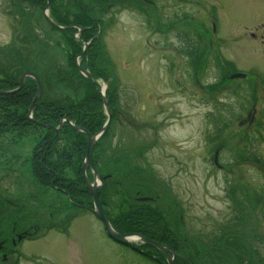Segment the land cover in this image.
<instances>
[{
	"label": "rangeland",
	"instance_id": "rangeland-1",
	"mask_svg": "<svg viewBox=\"0 0 264 264\" xmlns=\"http://www.w3.org/2000/svg\"><path fill=\"white\" fill-rule=\"evenodd\" d=\"M87 1L99 4L97 0ZM114 1L99 4L106 6L100 13L107 23L103 62L124 97L122 104L136 118L134 121L129 116L131 124L133 120L134 125H146L143 130L130 131L129 144L141 143L150 135L147 127L157 123L162 125V145L176 147L179 160L188 162L181 171L162 159L156 162L158 176L175 179L173 193H179L187 207L186 228H171L179 230L176 234L180 232L181 242L188 240L185 245L181 243L182 252L192 254L194 260L202 263L264 264V245L254 238L257 234L259 242L264 240V45L260 41L264 34V0H150L151 5L130 0L133 7ZM110 5L114 6L113 15L105 16ZM212 15L217 18V34L210 36ZM44 18V12L35 4L0 0V49L33 32L36 39L49 47L43 61L53 60L55 66L68 65L66 40L64 45L60 34L48 36L51 32ZM176 19H182L181 31L189 33L190 27L192 32L197 30L196 46L204 54L199 57V84L185 62L188 59L178 53L184 42L180 43L176 36L180 27H171ZM218 60L247 74L248 79L226 81L227 74ZM99 84L106 88L102 82ZM68 92L72 93V89ZM223 125L228 126L229 147L220 158L227 169L220 171L210 163L214 144L209 137ZM34 145V139L28 138L14 150L18 160L21 158L17 165L20 187L10 182L17 174L0 173V235L30 233L16 248L0 254V264H154L108 238L101 223L90 213H82L80 219L65 228L67 216H58L59 210L55 209V202L62 204L64 196L35 185L30 166L25 164ZM246 145L255 153L246 152L244 157L242 149ZM185 154L193 158L188 159ZM255 160L261 162V168L246 163ZM225 179L235 188L242 181L244 186L260 191L261 206L256 215L248 216L242 224L234 212L237 200L225 195ZM31 213H36L38 220L31 222ZM252 220L259 228L243 227ZM222 231L227 232L224 238ZM4 257L8 261L4 262Z\"/></svg>",
	"mask_w": 264,
	"mask_h": 264
},
{
	"label": "flooded vegetation",
	"instance_id": "flooded-vegetation-1",
	"mask_svg": "<svg viewBox=\"0 0 264 264\" xmlns=\"http://www.w3.org/2000/svg\"><path fill=\"white\" fill-rule=\"evenodd\" d=\"M31 0H12L13 3H19L20 5L24 4L25 2H30ZM95 1V0H93ZM110 0H97V3L99 4H107ZM117 0L114 1V3ZM142 2H145L148 5L153 4L150 0H141ZM47 8L43 11L45 15V21L52 27H54L47 19L48 18L55 23L60 29L65 31V40L74 39V40H84V39H90L91 42L85 43L83 46V50L79 56L75 58V66L78 72L81 76H83L85 79L89 80L91 84H96V88L99 92V95L102 100V108L101 109L104 113L106 120L103 125V128L100 132L97 134H91L86 129L77 126L74 122L69 120L67 117L65 119H62L60 122V125L58 127H54L51 125H45L37 120L34 119V113H35V106L36 103L43 100L44 98V88L42 86V82L40 80L42 89H43V95L42 98L37 100L34 109L32 110V104L35 100H33L31 104V108L29 111L28 119L29 121L34 125L37 126L40 130L36 131L35 128L32 130H29L30 133L25 135L24 138L22 137V130L19 127L14 128H2L0 130V173L3 174V172H6L12 176H17L12 179L10 182H13L14 184L18 185L20 187V177L21 172L20 169L17 168V165L21 163V158H17V154L14 153V150L19 146V143L24 141V144L28 138H33L35 141V145L31 149L29 159L25 161V164H29L30 166V172L31 176L33 178V182L35 185H37L36 179L33 177L32 173V167L34 160H36L35 157H37V149L40 148V152L43 153V157L46 155L45 149L50 146V144L55 139V147H58V145L65 146V151L68 150L69 153H77L80 149H82V145L84 143V140L80 139V135H83L86 141V152L85 156L82 160V162H78L77 155H74V163L77 162L76 166L80 167L81 169V176L83 179V173H84V166H85V157L86 153L88 151L89 147V137L91 139H95V144L92 151V157H91V164L92 168H88L86 170L87 176L89 181L92 185L98 186V198L99 203L103 211L105 212L106 216L111 221L113 227L114 223L120 224V223H127L125 228H186V212L187 207L186 204H182L181 199H179L177 193L174 192V188L172 187L173 182L172 180H165L159 177L158 170H156V162L158 159L164 160V162L167 163L169 167H172L175 170L181 171L182 168H185L187 165V161L181 162L179 160L178 155L180 156L179 150L177 148H173V146H168L163 144L162 145V138L160 137V131L161 127L154 123L151 125V128L148 129L147 132L150 134L146 135L145 139L141 140V143H136L135 145L129 144V134L130 131H139L140 129L143 130L146 125L137 124L134 125L133 120L135 121L136 118L132 115V113L128 112V107L126 108L124 106V103L122 104V99L124 101V97L121 96V93H119L118 87L116 85V80L112 78L110 75V71L108 67H105L106 72L108 73V80L105 78H102L100 75H93L90 70H87L82 67L81 61L83 58H85L86 54L91 49L92 45L94 44V41H97L101 43L102 49H103V41H104V33L106 30L105 18L104 16H100V13L104 11L101 5L98 4V6H95L96 2L89 3L87 0H65V23H68L69 26L61 27L59 26L52 18H51V10H52V3L50 0H47ZM50 3V7H49ZM130 4V0H119V5L126 6L127 4ZM128 4V5H129ZM114 5V4H113ZM113 5H110V7H107L105 16H107L108 13L111 14V10L114 7ZM131 7H133L132 4H130ZM119 10V9H118ZM81 16L83 20L89 19L93 20V26H90L88 28H81L76 25L77 20L76 17ZM164 19V18H163ZM210 22L212 25H215L214 16L210 18ZM166 22L163 23L165 25ZM182 19H176L172 22L171 27L174 29L175 26H179L177 32V39L180 41V43L184 42V47L180 50H178L179 55H184L186 57L185 62L189 63L192 72H194V75L196 74L195 83L199 84L198 80V69L199 64L201 61H199V57L203 58V51L197 49L196 46V40L198 37L197 30L195 29L192 32V28L190 27L189 33L185 31H181V28L183 29L182 25ZM169 27V29L171 28ZM55 28V27H54ZM72 29H77V32L71 37L70 31ZM59 30V31H62ZM264 31V28H262ZM91 31V32H88ZM93 32V33H92ZM212 33V34H211ZM210 36L217 34V31L214 32L213 26L211 32L208 33ZM28 37H35L33 32H31ZM252 37L254 39L257 38L256 35L252 34ZM193 40V41H192ZM195 40V41H194ZM261 43L264 45V34L260 37ZM104 52V50H103ZM68 53L66 59L67 62L69 61V56L72 54L70 48L68 47ZM65 54V51H64ZM184 62V63H185ZM224 62V61H222ZM228 64L226 61L224 62ZM79 65V67L77 66ZM218 64L220 65L221 69L224 70L221 66L220 60H218ZM67 66V67H66ZM110 66V64H109ZM65 69L68 70L69 66L65 65ZM27 73V72H26ZM33 73V72H30ZM86 74L90 75V78L87 77ZM36 75V74H35ZM23 76L20 80V86ZM33 79L31 77H28L25 79V83L27 79ZM226 78V77H225ZM224 78V79H225ZM34 80V79H33ZM229 80L228 78L226 81ZM36 82V81H35ZM102 82L106 88H103L99 83ZM37 83V82H36ZM225 81H223L221 84H224ZM110 84L112 85V99L111 102L107 99V93L110 90ZM19 86V87H20ZM23 86V88H24ZM38 86V84H37ZM262 90L264 91V83L262 82ZM22 88V89H23ZM72 89V93H69L68 91ZM85 88V87H84ZM18 89V88H17ZM63 90L65 92L66 96H69L74 93V89L71 87L70 84L66 83L63 87ZM22 91V90H20ZM19 91V92H20ZM85 90H83L84 93ZM5 92V91H1ZM18 92V93H19ZM38 93H39V86H38ZM148 113L147 115H149ZM132 115V124L129 121V116ZM167 118V117H166ZM164 121V120H163ZM224 121V120H223ZM65 127V136L62 135V131ZM227 126L223 125L222 128H217L212 136L209 138V142L214 144L213 151H212V157L210 159V163L214 165L215 168L219 169L220 171H225L227 169L226 164L220 163L221 153L223 150L228 149V137L226 136ZM51 132V133H48ZM120 133V134H118ZM125 133V135L123 134ZM127 135V136H126ZM245 141V140H244ZM249 143V142H248ZM247 143V144H248ZM249 146H245L242 149V156H246V152H254L251 151ZM185 157L188 159H192L193 157L191 155H186ZM243 157V160H244ZM242 160V161H243ZM159 161V160H158ZM190 160L189 162H191ZM192 163V162H191ZM246 163H252L255 166L257 165L259 168H261V162L260 161H253V162H246ZM22 165V164H21ZM95 169L96 175L93 171ZM70 173V172H69ZM74 174V172H72ZM76 173V171H75ZM71 175V173L69 174ZM4 178V175H3ZM227 178V177H225ZM78 182V181H77ZM227 185L225 186L226 193L225 195L228 196L227 198L233 201L237 200V206L234 207V212H236L240 224L245 222V219L248 216H251L252 214L256 215V212L258 208L261 206V194L260 191L253 190L249 186H244L241 181V184L238 185V188H235V186H232L228 179H225V182ZM78 187V192L76 194V197L74 201L68 200V195L62 188L51 186L49 187L55 192H58L60 194H63L64 199L61 201L62 204L59 202H55L56 210H59L58 216H67L66 219V225L65 228H69L70 225L77 221L82 217V213H90L92 214L102 225L104 228V225L102 222L97 218L95 212H94V202L93 197L90 194L89 187L87 186L85 180H83V183H75ZM230 185V186H229ZM38 186V185H37ZM45 191H48V187H41ZM66 189V188H65ZM67 194V195H65ZM85 195L88 196V200L85 199ZM26 198V196H25ZM27 199V198H26ZM18 200V199H17ZM76 200V201H75ZM112 200V203L110 202ZM117 200L119 203H117ZM252 202H251V201ZM87 202V204H86ZM114 202V204H113ZM233 204V203H232ZM54 205V203H52ZM51 205V208L53 207ZM119 205V206H118ZM31 206V205H30ZM24 207V206H21ZM174 207V209H173ZM55 209H51V212H53ZM11 210V209H9ZM115 212H117L115 214ZM66 213V214H65ZM7 214H9V211H7ZM30 215V221H36L38 220V215L35 213H31ZM114 216V217H112ZM29 222V221H28ZM248 224H243L244 228H259V224L252 220V222H248ZM17 228V227H15ZM32 228H38V227H32ZM48 228V227H47ZM117 228H119L117 226ZM220 228H227V226H221ZM176 229V232L179 231ZM173 230L171 232V235L173 237L178 238V235ZM131 233H137L142 234L141 232H131ZM30 233H24V234H16L14 237L7 236V235H0V239L4 238L0 241V254H4L6 251H8V248L14 247L18 244H21L26 237V235H29ZM227 232L222 231L221 237L224 238L226 236ZM24 235V236H23ZM145 236V235H144ZM255 241H257L259 244L262 243V241L259 242L257 234L254 235ZM11 237V238H10ZM10 238V243H9ZM218 238V237H217ZM162 243L163 245L167 246L169 248V254L174 259V264H210L211 262L202 263L201 260H194L193 258H190L186 255V253H183L182 251H178V248H176L172 243L170 242H163L158 241ZM179 242H181L179 240ZM183 242L188 243V240L184 239ZM263 244V243H262ZM264 245V244H263ZM142 249V256L150 259L158 264H168V258L162 254L161 252L154 250L148 246H140ZM226 251L228 250L227 246ZM13 248V249H14ZM8 249V250H7ZM213 250V249H212ZM225 250V249H224ZM193 256L192 254H189ZM8 257V256H7ZM4 262L8 261V258H3ZM214 262V261H213Z\"/></svg>",
	"mask_w": 264,
	"mask_h": 264
},
{
	"label": "trees",
	"instance_id": "trees-1",
	"mask_svg": "<svg viewBox=\"0 0 264 264\" xmlns=\"http://www.w3.org/2000/svg\"><path fill=\"white\" fill-rule=\"evenodd\" d=\"M50 1L52 3L51 18L61 27L65 28V26H69L68 23H65V5H63L65 0ZM28 3L31 5L35 4L36 8L41 12L48 5L47 0H31ZM83 19L80 15L76 17L75 20H77L76 25L78 27L88 28L93 26L92 19H89L90 22ZM43 21H45V18ZM46 27L51 32L47 31L48 36L53 33L60 34L65 45V31H59L47 22ZM76 32L77 29H72L70 31L71 37ZM89 42H91L90 39H82L80 41L74 39L66 40V45L72 53L68 61L69 69L66 70L65 65L55 66L52 63L53 60L43 61L44 55L49 51V47L43 45L42 41L28 36L19 38L12 46L0 49V91L9 92L16 90L20 86L21 77L26 72H33L40 78L44 88V98L37 102L35 106V113L33 115L35 120L45 125L58 127L61 120L67 117L77 126L86 129L91 134H97L102 130L106 120L103 115L104 112L101 110L103 109L102 100L96 84H91L89 80L81 76L75 66V58L81 54L84 44ZM103 55L101 43L94 41L91 49L85 58L82 59L81 65L83 68L90 70L93 75H100L102 78L108 80ZM226 74L228 73L226 72ZM66 83L70 84L74 89V93L69 96H66L65 92L61 91ZM83 90H85L84 93ZM37 94V83L35 80L29 78L19 93L0 96V130L2 128L19 127L22 130L23 138L30 133L29 130L33 131V128L39 131L40 129L34 126L28 119L31 104ZM112 96V85L110 84V90L107 93L108 101L111 102ZM61 134L65 136V127ZM80 136V139L84 140V143L82 145L83 148L79 152L69 153L68 150L65 151V144L55 147L54 139L50 146L45 149L46 155L44 157V152L41 153L40 148H38L36 160L34 158L32 160L34 161L32 173L37 183L48 188L51 186L60 187L66 190L65 192L69 194L73 201L79 191L78 187L74 184L78 182L83 183L81 169L76 166L77 162L74 163V155H77L78 162L81 163L86 152L87 144L85 138L83 135ZM252 155L254 153L248 156ZM69 172H74V174L72 173L73 177L69 175ZM115 223V230L121 234L141 232L150 239L166 243L170 242L178 248V251L184 252L182 247L186 242L182 240L179 243L180 239L171 235V232H173L171 228H125L127 225L125 222L117 224L119 227L117 228ZM262 243L264 244V240ZM187 256L192 258L191 255Z\"/></svg>",
	"mask_w": 264,
	"mask_h": 264
},
{
	"label": "water",
	"instance_id": "water-1",
	"mask_svg": "<svg viewBox=\"0 0 264 264\" xmlns=\"http://www.w3.org/2000/svg\"><path fill=\"white\" fill-rule=\"evenodd\" d=\"M49 7H50V4H49ZM47 19L48 21L56 28H59L55 23H53L47 16ZM60 29V28H59ZM77 66L79 67V65L77 64ZM85 75L87 77L90 78V75L89 74H86ZM27 77H32L36 80L38 86H39V93H38V96L35 98L33 104H32V110L34 109V105L36 103L37 100L41 99L42 98V95H43V89H42V86H41V83H40V80L37 78L36 75L34 74H31V73H28L26 74L23 78H22V81H21V86L20 88L15 91V92H10V93H2L0 92V95H8V94H14L18 91H20L23 86H24V81ZM246 76L245 75H242V74H239V75H235L233 77H231L232 80L234 79H245ZM251 117V116H250ZM94 144H95V139H91V137H89V147H88V151H87V155H86V164L84 166V173L86 172V170L88 168H92V164H91V155H92V151H93V147H94ZM88 186H89V190H90V193L91 195L93 196L94 198V201H95V206H96V215L99 217V219L102 221V223L104 224L105 226V230L108 234V236L113 239L115 242L121 244V245H124V246H128V247H131L132 249L136 250V251H141V249L134 245V241H140L141 243H144V244H147L148 246L150 247H153L155 249H158L159 251H161L169 260V264H174L173 262V259H171L169 253H168V250L166 247H164L162 244L160 243H157V242H154V241H151L143 236H140V235H135V234H131V235H128V234H125V235H121L119 233H117L114 228H112L111 224L109 223V221L107 220L105 214L103 213L101 207H100V203H99V199H98V189L96 186H91L89 183H88Z\"/></svg>",
	"mask_w": 264,
	"mask_h": 264
}]
</instances>
